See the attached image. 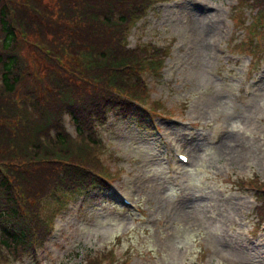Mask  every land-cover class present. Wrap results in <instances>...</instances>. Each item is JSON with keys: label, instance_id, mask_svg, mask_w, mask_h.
Here are the masks:
<instances>
[{"label": "rangeland", "instance_id": "rangeland-1", "mask_svg": "<svg viewBox=\"0 0 264 264\" xmlns=\"http://www.w3.org/2000/svg\"><path fill=\"white\" fill-rule=\"evenodd\" d=\"M234 2L152 4L128 46L139 39L171 49L159 73L145 78L149 99L165 98L160 112L176 108L154 116L150 129L116 115L97 126L99 156L119 176L112 192L88 190L65 206L44 201L40 214L53 218L52 236L37 262L21 253L10 264H77L111 250L129 264H264V223L256 225L254 192L242 187L264 182V36L248 63L255 36L241 44L247 36L231 18ZM245 5H236L239 21L252 15ZM176 144L188 163H176ZM127 181L135 206L117 199L129 191Z\"/></svg>", "mask_w": 264, "mask_h": 264}, {"label": "trees", "instance_id": "trees-1", "mask_svg": "<svg viewBox=\"0 0 264 264\" xmlns=\"http://www.w3.org/2000/svg\"><path fill=\"white\" fill-rule=\"evenodd\" d=\"M120 1V6L118 7ZM40 0L39 5L51 16H55V24L52 22L38 21L36 17L25 12L24 18L27 32L32 40L44 43L46 50L50 51V60L46 62L51 64L50 79L61 87V91L47 77L44 83L40 84L38 80L32 79L28 73L27 56L29 53L42 55L34 48L25 49L18 40V29L9 22L8 12L4 10L5 0H0V110L5 109V103H10L13 98H19L25 95L27 104L34 112V117L30 118L28 109L15 120L2 124L0 121V160H10L15 163H21L22 160H29L28 167L22 169V164L13 165L14 170H7L6 173H0V249L13 256L21 253H31L35 243H40L42 238L49 233V227L45 222L35 216L33 218V228L35 231L29 232L25 218L27 213L19 208L22 205V197L17 192L14 183L18 180L24 182L28 191V197L36 198L49 187L50 183L58 185L63 171V162L52 160L61 156L64 160L73 159L76 162L86 163L84 155L80 151L78 156H74L69 150V141L56 136L51 140V146L55 152L48 148L46 144L37 145V136L51 127L53 109L50 107L52 99L46 105H42L39 91L41 89H55L52 94L55 99L72 104L71 101L77 99L80 87L74 83L69 85L71 79H68V86H65L62 79L64 75L58 73L52 63L51 53L62 56L65 64L71 63L81 68L83 73L93 79H100L102 76L103 65L106 58H112V62L117 64L114 55L117 53L116 47L108 43L105 33L100 35L104 21L109 27L106 34L116 33L120 24H124L128 18L134 14L133 10L128 9L130 0ZM125 1V2H124ZM237 3H246L250 9H253V17L249 21L254 31L264 32V0H235ZM236 3V4H237ZM106 7V13L103 18H97L102 13L101 6ZM49 15V16H50ZM94 16V17H93ZM104 19V20H103ZM263 24V25H262ZM32 47H36L34 44ZM39 50L44 53L42 48ZM71 54L70 56H63ZM46 58V57H45ZM42 72H45L43 65L40 66ZM74 70V69H73ZM112 77L109 82L114 81ZM23 98V97H22ZM26 102H23L24 109ZM30 112V111H29ZM137 115L138 123L143 125L141 115L138 111L132 113ZM12 115H9L11 118ZM76 118V115L74 116ZM23 129L22 131H20ZM78 129V128H77ZM80 130V129H78ZM24 131V132H23ZM30 143L33 147L32 154L23 153L24 147ZM52 153H39L41 148ZM52 148V147H51ZM42 155V157H40ZM62 164V165H61ZM64 165L63 177L67 180L87 184L98 182V178L85 172L83 166L69 168ZM13 173V175H12ZM255 198L259 202L257 210L264 214V191L255 192ZM17 199V200H16ZM35 210V205L32 206ZM30 214L31 212L28 211ZM77 264H94L91 259L79 261Z\"/></svg>", "mask_w": 264, "mask_h": 264}, {"label": "bare ground", "instance_id": "bare-ground-1", "mask_svg": "<svg viewBox=\"0 0 264 264\" xmlns=\"http://www.w3.org/2000/svg\"><path fill=\"white\" fill-rule=\"evenodd\" d=\"M197 3H198V1H197ZM203 5H205V4H203ZM194 7V6H193ZM206 7V6H205ZM208 7V6H207ZM194 14V13H193ZM177 145V144H176Z\"/></svg>", "mask_w": 264, "mask_h": 264}]
</instances>
